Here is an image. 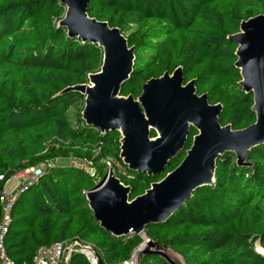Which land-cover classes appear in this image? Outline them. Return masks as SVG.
I'll return each mask as SVG.
<instances>
[{
  "label": "trees",
  "instance_id": "trees-1",
  "mask_svg": "<svg viewBox=\"0 0 264 264\" xmlns=\"http://www.w3.org/2000/svg\"><path fill=\"white\" fill-rule=\"evenodd\" d=\"M64 12L60 0H0V191L16 173L49 163L13 191L2 244L13 264H33L40 247L74 239L89 243L102 264H123L143 238L102 228L84 192L102 179L109 159L129 186L130 199L143 194L180 163L197 130L191 128L184 149L161 173L130 170L119 157V131H103L82 119L83 94L60 93L88 82L103 59L101 47L68 36L58 24ZM261 13L264 0H90L87 5L90 17L118 27L135 48L121 95L136 98L148 79L180 66L185 82L194 79L198 94L222 105L219 120L233 129L255 122V113L253 94L239 84L237 45L229 35ZM59 156L91 162L94 171L60 166ZM246 163L237 165L232 152L219 156L214 182L196 188L166 221L147 225V236L184 264H264V143L249 150ZM97 174L101 178L94 181ZM67 264L90 262L72 251ZM142 264L170 263L146 254Z\"/></svg>",
  "mask_w": 264,
  "mask_h": 264
},
{
  "label": "water",
  "instance_id": "water-1",
  "mask_svg": "<svg viewBox=\"0 0 264 264\" xmlns=\"http://www.w3.org/2000/svg\"><path fill=\"white\" fill-rule=\"evenodd\" d=\"M65 7L58 24L70 37L102 48L100 69L88 75V82L63 89L84 95L82 119L103 131H119L122 162L133 171L156 175L184 149L191 128L197 130L180 163L141 195L130 199L111 167L86 193L88 207L99 225L115 236L142 232L149 224L166 221L196 188L214 182L216 161L226 152L245 165L249 150L264 143V13L241 21L239 31L229 35L237 46L234 65L240 70L239 84L253 94L255 122L242 129L222 125L220 103L211 104L207 93L198 94L195 80L184 81L182 68L148 79L138 97L121 95V86L134 65L133 46L118 27L87 14L90 0H60ZM155 135L151 136V131ZM147 235V234H146ZM136 248L138 264L146 254L160 255L165 248L148 236ZM135 248V249H136ZM98 264H102L95 252Z\"/></svg>",
  "mask_w": 264,
  "mask_h": 264
},
{
  "label": "built area",
  "instance_id": "built-area-1",
  "mask_svg": "<svg viewBox=\"0 0 264 264\" xmlns=\"http://www.w3.org/2000/svg\"><path fill=\"white\" fill-rule=\"evenodd\" d=\"M108 160L109 159H106L105 161ZM109 161L111 162V160ZM47 164L49 163L46 161L44 166L30 167L16 173L13 177L21 176V182H19L10 193L4 192L3 187L0 191V264H13V261L6 256L2 244V233L9 220L8 212L11 207V203L16 195V193L13 191L16 190L19 186V190H17L16 192L22 190V187L25 182L28 179L38 175L40 172V167H45ZM107 166L109 170V165L107 164ZM110 166L112 167L111 164ZM1 178L2 175L0 176V179ZM86 193L87 191L84 192L85 195ZM72 251H80L87 257L90 264H98V258L95 255V250L91 247L89 243L78 239H74L72 241L57 242L50 246L40 247L34 256L33 264H67ZM135 252L136 251L134 249L130 258L128 260L123 261V264H138V259L135 255Z\"/></svg>",
  "mask_w": 264,
  "mask_h": 264
},
{
  "label": "rangeland",
  "instance_id": "rangeland-1",
  "mask_svg": "<svg viewBox=\"0 0 264 264\" xmlns=\"http://www.w3.org/2000/svg\"><path fill=\"white\" fill-rule=\"evenodd\" d=\"M45 160L42 162L43 164L41 166H44L45 165ZM55 163L60 165V166H63V165H72V166H75V167H78L80 169H82L83 171L85 172H88V173H93L94 171V166L90 163V162H87V161H84L80 158H77V157H74V156H68V157H64V156H59L55 159ZM106 164L109 165V168H111L110 164L111 162L108 160V161H105ZM118 167V170H122V167L120 165L117 166ZM100 174H97L95 177H94V181H98L100 179ZM22 180V177L21 176H15L11 179H9L3 186V191L6 192V193H10L12 192V190L15 188V186L21 182ZM139 235L143 238V241H145L147 239V235H146V232L145 230H143L142 232H139ZM165 255L172 260V262L174 264H184L182 258L176 253L174 252L173 250H171L170 248H163L161 249ZM135 255L138 259V253L140 252L137 248L135 249Z\"/></svg>",
  "mask_w": 264,
  "mask_h": 264
}]
</instances>
